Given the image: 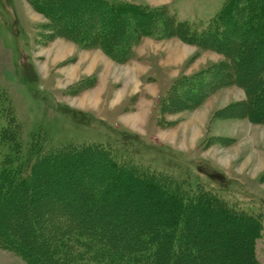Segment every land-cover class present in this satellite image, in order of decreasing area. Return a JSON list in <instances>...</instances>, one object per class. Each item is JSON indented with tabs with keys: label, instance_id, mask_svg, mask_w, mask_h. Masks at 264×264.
Masks as SVG:
<instances>
[{
	"label": "trees",
	"instance_id": "16d2710c",
	"mask_svg": "<svg viewBox=\"0 0 264 264\" xmlns=\"http://www.w3.org/2000/svg\"><path fill=\"white\" fill-rule=\"evenodd\" d=\"M28 1L46 19L43 28L50 34L82 48L99 49L117 63L128 61L133 48L145 38H179L223 54L222 62L174 81L162 98V112L196 110L217 91L237 86L246 98L232 104V110L239 109L238 116L264 124V0H226L202 26L180 19L166 7L117 0ZM255 62L259 63L251 67ZM251 74V81L244 78ZM118 151L102 143L43 149L38 137L24 143L20 123L0 89V249L24 264H180L182 260L183 264H201L215 254L223 259L236 257L228 245L211 247L220 244L218 230L225 229L219 222H228L247 232L244 247L237 246L243 255L241 264H261L258 244L264 238V210L231 206L202 183L192 187L187 180L122 159ZM81 187L84 192L80 194L66 189ZM139 193L141 203L159 205L151 201L159 196L176 209L167 213L168 219L151 226L127 220L129 228L123 224L86 227L96 220L112 219L118 204L137 207L138 201L125 197ZM159 206L158 215L163 211V205ZM136 209L137 217L145 216L144 207ZM207 213L220 221L205 232L196 230L197 222L206 226ZM196 214L200 216L197 222ZM3 215L18 218L9 231H4L8 227L4 228ZM32 234L43 245L46 257L22 246L21 241L34 245Z\"/></svg>",
	"mask_w": 264,
	"mask_h": 264
},
{
	"label": "rangeland",
	"instance_id": "374dc122",
	"mask_svg": "<svg viewBox=\"0 0 264 264\" xmlns=\"http://www.w3.org/2000/svg\"><path fill=\"white\" fill-rule=\"evenodd\" d=\"M117 1L166 7L180 19L202 26L226 0ZM46 22L28 0H0V89L20 123L24 143L38 137L43 149L66 143L110 144L120 150L117 155L122 159L187 180L192 187L202 183L231 206L251 212L264 210V124L238 116L239 109L232 110V104L246 98L242 88L221 89L196 110L163 113L161 109L162 98L174 81L222 62L223 54L179 38H145L133 48L128 61L117 63L99 49L82 48L50 34L43 28ZM244 78L251 81L253 75ZM66 189L84 192L82 187ZM127 197L139 206L129 208L126 203L121 208L118 204L112 219L96 220L86 227L106 229L123 224L129 228L130 220L151 226L156 220L168 219L167 213L176 209L157 196L151 201L163 205L158 215L161 207L141 203L142 193ZM142 207L146 214L137 217L136 208ZM3 216L4 228L8 227L4 231H9L18 218ZM198 217L193 219L197 222ZM205 217L206 226L197 222L196 230L205 232L219 220L210 213ZM219 223L225 229L218 230L220 244L211 247L228 245L237 255L223 259L215 254L201 264H241L243 255L237 246L244 247L247 232L228 222ZM31 240L34 245L21 241L22 246L46 257L33 234ZM258 252L264 264V238ZM0 264L24 262L0 249Z\"/></svg>",
	"mask_w": 264,
	"mask_h": 264
}]
</instances>
